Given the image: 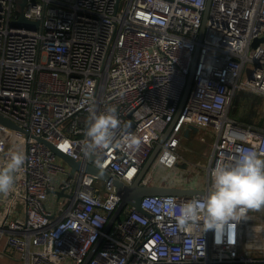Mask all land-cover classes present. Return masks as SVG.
I'll return each mask as SVG.
<instances>
[{
	"label": "built area",
	"instance_id": "obj_1",
	"mask_svg": "<svg viewBox=\"0 0 264 264\" xmlns=\"http://www.w3.org/2000/svg\"><path fill=\"white\" fill-rule=\"evenodd\" d=\"M25 1L21 12L17 0H0V115L29 132L0 125V167L12 152L26 157L12 190L0 194V264H84L101 239L88 264H264V245H247L240 232L264 207L213 225L207 198L148 196L143 212L128 207L105 231L121 203L113 180L132 185L175 121L198 49L191 93L153 170L178 165L189 126L216 134L207 190L215 166L239 149L264 158V129L231 116L240 92L264 96V41L253 47L264 39V0ZM22 15L39 27H20ZM109 105L122 126L130 120L139 147L86 155L90 112ZM40 139L83 163L95 156L112 181L101 189L83 170L72 176ZM51 195L60 207L47 204ZM186 204L197 218L181 223Z\"/></svg>",
	"mask_w": 264,
	"mask_h": 264
},
{
	"label": "clouds",
	"instance_id": "obj_2",
	"mask_svg": "<svg viewBox=\"0 0 264 264\" xmlns=\"http://www.w3.org/2000/svg\"><path fill=\"white\" fill-rule=\"evenodd\" d=\"M117 133L122 139L119 143ZM83 150L86 155L99 156L110 147L136 149L139 141L127 131L117 115V107L109 105L104 112H90ZM231 163H220L211 172L212 183L205 201L206 217L215 225L233 218L238 212L264 207V158L251 149H239ZM25 155L12 152L4 166L0 167V194L7 195L15 183V174L25 163ZM198 209L186 204L180 210L181 223L197 218Z\"/></svg>",
	"mask_w": 264,
	"mask_h": 264
},
{
	"label": "water",
	"instance_id": "obj_3",
	"mask_svg": "<svg viewBox=\"0 0 264 264\" xmlns=\"http://www.w3.org/2000/svg\"><path fill=\"white\" fill-rule=\"evenodd\" d=\"M17 4L23 12L24 7L26 5L25 0H21L19 3L17 1ZM210 5V2H209ZM209 5L208 9L206 11L205 19H204V25L201 30V37L204 35L205 31V24H206V19L208 15V10H209ZM18 25L23 28H28V29H37L39 27V22H32L26 19L23 15L21 16L20 20L18 21ZM264 39H258L254 42L253 47H258L261 42H263ZM200 50H197L196 56H195V62L191 68V72L189 75L188 79V84L185 90V93L183 95V99L180 105V111L175 119V121L169 126L167 132L165 135L162 137L159 145L155 148L153 151L152 155L149 157L147 160L146 164L144 165L142 171L140 172L138 178L135 180V182L132 185H126L122 181L119 180H113L114 186L116 187L117 194L121 198V203L114 213L113 217L109 221L105 231L108 233L111 228L114 226L115 223L120 222L121 215L125 212V210L128 207H133L136 210L143 212L142 211V201L145 197L148 196H176V197H188V198H198V199H206L208 196V190L207 189H196V188H187V187H169V186H158V185H144L143 181L147 177V175L150 173L156 158L158 154L160 153L163 144L167 140L168 136L172 132L173 128L175 127L179 116L181 114L182 109L184 108L189 95L191 93L192 87H193V82H194V75H195V69H196V62L199 57ZM130 121V120H129ZM127 122V130H133V125H131V122ZM0 125L16 130V131H22L26 135H29V132L22 130L18 125L10 121L9 119L3 117L0 115ZM198 128L194 126H189L186 129L185 134L188 136L190 132L194 131L195 133L198 132ZM39 142L45 144L49 149H51L60 159H62L70 168L72 174H75L76 172L80 171H85L87 174L93 175L103 181H112L111 177L109 176L108 173L100 170L97 168L93 163L96 160L95 156H91L89 158L88 163H83L77 160H74L70 156H68L63 150L57 148L53 144L47 142L44 139H40ZM51 194H56L59 198L66 196L64 192H56L52 191ZM260 210V209H259ZM102 239L94 246L91 254L87 258L86 262L84 264H88L89 261L92 259L93 255L96 253V251L99 249V247L102 244Z\"/></svg>",
	"mask_w": 264,
	"mask_h": 264
},
{
	"label": "rangeland",
	"instance_id": "obj_4",
	"mask_svg": "<svg viewBox=\"0 0 264 264\" xmlns=\"http://www.w3.org/2000/svg\"><path fill=\"white\" fill-rule=\"evenodd\" d=\"M19 3L21 2V0H17ZM249 102V101H248ZM246 101L240 102L239 104H235V106L233 107V115L237 116L238 113V118L240 119H248L249 117H252L254 119H261L264 117V106L261 109H255L252 106L251 103H248ZM261 105H264V101L260 102ZM237 112V113H236ZM256 114V116H255ZM255 116V117H254ZM204 135L207 139V143H203L200 142V136ZM213 135L216 137L215 131L213 129H210L205 131L202 130L196 137L195 139V144L194 146L189 145V143H186V141L183 138V134L180 135V146L177 149V153L183 157H188L190 159H194L190 156L189 151L193 148V147H197L196 149V153L199 156L198 158L194 159L195 161H199L200 163L198 164L197 167H194L193 169H190V171L187 172V174H190V178L194 179L197 181L198 183V187H203L204 183L206 181V165H208V160L211 157V149L210 147H212V142L214 140ZM58 165H60L63 168H66L68 173H71V168L62 160V159H58L56 162ZM155 168L157 169L156 171V175H155V179L151 182V185H158V186H171L170 184L173 183L174 179L177 177V174L179 173V169L176 168L174 171H166L163 167L159 166L158 164L155 166ZM205 172V173H204ZM72 176H74V174H72ZM60 178H62V176H60ZM99 187L101 189H103L104 187V181L100 179L99 181ZM63 203V200H60V202L56 201V198L51 195L50 199L48 201L47 204L51 205V207L53 208H58L61 206V204ZM251 216H253V212L252 214L249 212V214H247V216H245L244 221H246L247 223V227L250 225V227H263L264 228V211H261V215L259 213H257V218H252ZM125 218V212L121 215V219ZM260 235H263V237H261L260 241H254L255 238H248L247 236L243 235V241L244 243H246L247 245H252V244H258V246H262L264 245V232L260 233ZM250 240V242H248ZM247 241V242H246ZM256 244V245H257Z\"/></svg>",
	"mask_w": 264,
	"mask_h": 264
},
{
	"label": "crops",
	"instance_id": "obj_5",
	"mask_svg": "<svg viewBox=\"0 0 264 264\" xmlns=\"http://www.w3.org/2000/svg\"><path fill=\"white\" fill-rule=\"evenodd\" d=\"M251 96L254 97V98L253 99L250 98L251 99V102H248V103H251L255 110L257 108L258 109H261L264 105H259L258 102L259 101L263 102L264 101V96L256 95V94H252ZM235 104H236V100H235V103H234L233 107L235 106ZM232 113H233V108H232V111H231V116L235 117V119L238 120V121H242L243 120V119H239L238 118V113L237 112H236L237 113V116L236 115H233ZM248 123L251 126L259 127V128L264 129V119H249V122ZM202 130H205V131L209 130L210 131L209 128H201V129L198 130L197 133H195L194 131H192L187 136L185 134V132H186V129H185L184 132L182 133L183 134V138L186 141V143H189V145L194 146L195 139H196L197 135ZM214 137L215 136L213 135V138ZM215 140H216V138H214V140L212 142V145H211L212 147H213V144H214ZM200 142L207 143V139H206V137L204 135H201L200 136ZM212 147H210L211 153H212ZM196 149H197V147L196 148L193 147L189 151L190 156L192 158H194V159H196V158L199 157L197 155V153H196ZM179 156H180V160L178 162V165L174 169H168L166 167L161 166V167H163L168 172L169 171H174L176 168L179 169V173L177 174V177L174 179L173 183L170 184L171 186H169V185L168 186L169 187H177V186H179V187H187V188L205 189L207 180L205 181L203 187H198L197 186L198 185L197 181L194 180V179H191L190 178V174H187V172L190 171V169H193L194 167H197L200 162L199 161H195L194 159H190L187 156L186 157H183L181 155H179ZM209 160H210V158H209ZM209 160H208V162H209ZM156 171H157L156 168H154V170L152 168L151 173H152V176H153V180L155 179ZM163 186H166V185H163Z\"/></svg>",
	"mask_w": 264,
	"mask_h": 264
},
{
	"label": "bare ground",
	"instance_id": "obj_6",
	"mask_svg": "<svg viewBox=\"0 0 264 264\" xmlns=\"http://www.w3.org/2000/svg\"><path fill=\"white\" fill-rule=\"evenodd\" d=\"M240 229H241L240 230L241 234L245 232L248 238H255L254 241H260L261 240L260 238L263 237V235H260V233L264 232L263 227H250L249 225L246 230H244V228H240ZM248 242H250V240Z\"/></svg>",
	"mask_w": 264,
	"mask_h": 264
},
{
	"label": "trees",
	"instance_id": "obj_7",
	"mask_svg": "<svg viewBox=\"0 0 264 264\" xmlns=\"http://www.w3.org/2000/svg\"><path fill=\"white\" fill-rule=\"evenodd\" d=\"M252 94L251 93H247V92H240L237 96H236V103L237 104H239L240 102H242L243 103V101H246V102H251V99H253L254 97H252L251 96ZM251 98V99H250ZM260 102L261 101H259L258 102V104L259 105H261L260 104ZM255 112H256V110H255ZM255 116H256V114H255ZM254 116V117H255ZM233 117V116H232ZM233 118H235V117H233ZM241 119V118H240ZM243 119V118H242ZM249 119H254V118H252V117H249L248 119H243L242 121H239V122H241L242 124H246V125H249ZM261 119H264V117L263 118H261Z\"/></svg>",
	"mask_w": 264,
	"mask_h": 264
}]
</instances>
